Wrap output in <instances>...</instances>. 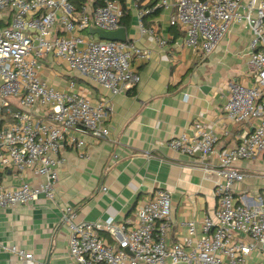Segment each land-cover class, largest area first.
<instances>
[{
	"label": "built area",
	"instance_id": "obj_1",
	"mask_svg": "<svg viewBox=\"0 0 264 264\" xmlns=\"http://www.w3.org/2000/svg\"><path fill=\"white\" fill-rule=\"evenodd\" d=\"M92 2L94 0H91ZM88 10L76 9L73 0H0V11L14 14L8 26L0 28V110L11 98L20 106L12 112L14 122L0 127V171L32 170L44 181L22 182L8 187L0 180V209L37 201L41 195L56 196L57 168L61 142L79 130L97 139L110 137L105 125L111 105L106 100L93 103L89 97L61 91L40 77L41 59L54 54L72 71L108 89L112 95L128 91L140 81L131 67L133 57L148 58L149 52L133 41L105 40L97 34H79L90 27L117 30L122 9L116 1ZM156 7L138 11L140 33L153 34L143 17ZM234 21L242 22L252 33L248 47V71L253 85L236 80L227 82L225 116L234 123H253L231 149L216 152L218 135L210 127L196 123L168 141L170 148L187 155L216 154L218 164L205 169L221 178L216 182L217 204L202 219L180 223L184 233L167 245L171 212L169 191L158 189L141 204L134 217L116 222L113 217L100 221H75L68 207L64 216L69 230V251L78 264H264V185L257 196L236 195V185L247 179L264 181V0H177V11L170 19L185 32L184 43L201 58L211 55ZM49 107L44 118H37V104ZM80 149L84 141L71 140ZM117 158V155L114 157ZM262 158L260 171L245 172L243 160ZM107 232L106 242L100 235ZM6 250L28 264L33 253L16 245Z\"/></svg>",
	"mask_w": 264,
	"mask_h": 264
},
{
	"label": "crops",
	"instance_id": "obj_2",
	"mask_svg": "<svg viewBox=\"0 0 264 264\" xmlns=\"http://www.w3.org/2000/svg\"><path fill=\"white\" fill-rule=\"evenodd\" d=\"M96 1L87 0V9H95ZM117 5L122 9L120 3ZM126 6L132 13L127 39L149 52L148 58L131 59L140 81L128 91L112 95L72 71L54 54L41 59L40 77L49 85L87 96L93 103L108 101L112 109L105 125L110 137L97 139L79 130L66 135L59 152L62 163L57 168L55 198L41 195L35 202L0 209V264H28L6 250L5 246L11 245L33 253L32 264H78L69 251V230L64 219L68 207L75 213V221L113 217L116 222H124L134 217L138 207L158 189L167 190L172 201L168 246L176 240V234L185 232L180 223L202 219L215 210V185L221 178L205 168L218 164L217 155L183 154L170 148L168 141L180 132L192 133L194 125L200 123L215 131L216 152H222L234 147L244 131L253 129V123H234L224 114L227 82L254 83L247 66L252 33L242 22L234 21L216 50L203 59L184 43V30L170 24L177 0L156 3L160 13L144 21L146 28L154 29L153 34H142L137 27V14L142 10L137 1L126 0ZM13 16L9 9L0 11V28L8 26ZM79 34L92 33L89 28ZM19 106V98H11L7 107L1 106L0 127L15 121L12 112ZM49 110L38 103L33 112L41 119ZM72 139L84 141V157ZM238 164L245 172L263 168L262 158ZM44 179L30 169L0 171V180L12 188ZM263 185V180L247 179L236 185V195L247 192L257 196ZM100 235L106 242L111 241L107 232Z\"/></svg>",
	"mask_w": 264,
	"mask_h": 264
},
{
	"label": "trees",
	"instance_id": "obj_3",
	"mask_svg": "<svg viewBox=\"0 0 264 264\" xmlns=\"http://www.w3.org/2000/svg\"><path fill=\"white\" fill-rule=\"evenodd\" d=\"M113 1L120 3L122 6L123 17L120 19V24L124 26L125 28H129L132 23V13L126 6V0H113ZM135 1H137L139 8L143 9L145 7H155L156 3L159 0H147L146 3H144L146 0H135ZM86 2L87 0H73V3L75 4L76 9H80L83 5L86 4ZM95 3H96L95 8L105 5L104 0H97ZM160 11H161V7L155 8L154 11L150 12L149 14L143 17V22L145 21L147 17H153L159 14Z\"/></svg>",
	"mask_w": 264,
	"mask_h": 264
},
{
	"label": "water",
	"instance_id": "obj_4",
	"mask_svg": "<svg viewBox=\"0 0 264 264\" xmlns=\"http://www.w3.org/2000/svg\"><path fill=\"white\" fill-rule=\"evenodd\" d=\"M90 33L97 34L99 38L105 40H117L125 41L127 40V31L125 27H119L117 30L106 31L97 27H90ZM175 227H173V230Z\"/></svg>",
	"mask_w": 264,
	"mask_h": 264
}]
</instances>
